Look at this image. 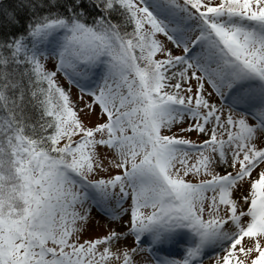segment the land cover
<instances>
[{
	"label": "snow or ice",
	"instance_id": "snow-or-ice-1",
	"mask_svg": "<svg viewBox=\"0 0 264 264\" xmlns=\"http://www.w3.org/2000/svg\"><path fill=\"white\" fill-rule=\"evenodd\" d=\"M0 264H264V0H0Z\"/></svg>",
	"mask_w": 264,
	"mask_h": 264
}]
</instances>
